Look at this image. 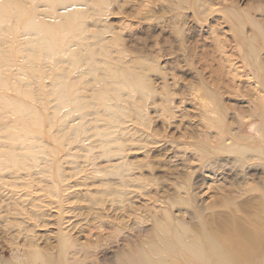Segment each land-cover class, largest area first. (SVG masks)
I'll list each match as a JSON object with an SVG mask.
<instances>
[{
    "label": "rangeland",
    "instance_id": "rangeland-1",
    "mask_svg": "<svg viewBox=\"0 0 264 264\" xmlns=\"http://www.w3.org/2000/svg\"><path fill=\"white\" fill-rule=\"evenodd\" d=\"M163 218L264 246V0H0V264L158 262Z\"/></svg>",
    "mask_w": 264,
    "mask_h": 264
},
{
    "label": "bare ground",
    "instance_id": "bare-ground-1",
    "mask_svg": "<svg viewBox=\"0 0 264 264\" xmlns=\"http://www.w3.org/2000/svg\"><path fill=\"white\" fill-rule=\"evenodd\" d=\"M162 224L156 225L158 243L162 249L155 251L158 252L155 257L159 258V261L151 258L150 253L140 255L139 264H164L174 260L183 264H264V246L257 240L258 237L255 236L257 233L254 235L249 233L246 236L239 226H234L232 232L229 231L227 236L220 240L215 233L201 227L200 237L183 243L176 238L169 222L165 221ZM184 246L186 248H183ZM195 249L200 255H197Z\"/></svg>",
    "mask_w": 264,
    "mask_h": 264
}]
</instances>
